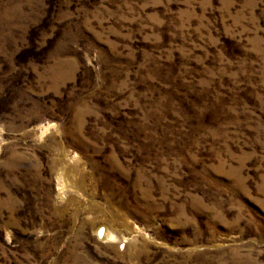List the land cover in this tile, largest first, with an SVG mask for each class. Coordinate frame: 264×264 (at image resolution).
Instances as JSON below:
<instances>
[{
    "label": "rangeland",
    "instance_id": "rangeland-1",
    "mask_svg": "<svg viewBox=\"0 0 264 264\" xmlns=\"http://www.w3.org/2000/svg\"><path fill=\"white\" fill-rule=\"evenodd\" d=\"M0 264H264V0H0Z\"/></svg>",
    "mask_w": 264,
    "mask_h": 264
},
{
    "label": "bare ground",
    "instance_id": "bare-ground-1",
    "mask_svg": "<svg viewBox=\"0 0 264 264\" xmlns=\"http://www.w3.org/2000/svg\"><path fill=\"white\" fill-rule=\"evenodd\" d=\"M100 234H102V235L105 236V237L108 236V237H110V238H114L111 234L107 233L106 230H105V231H104V230H101V231H100Z\"/></svg>",
    "mask_w": 264,
    "mask_h": 264
}]
</instances>
